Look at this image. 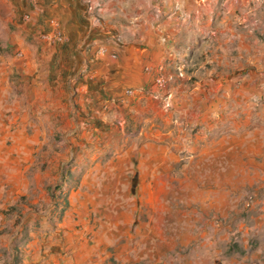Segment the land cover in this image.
<instances>
[{
    "label": "crops",
    "instance_id": "1",
    "mask_svg": "<svg viewBox=\"0 0 264 264\" xmlns=\"http://www.w3.org/2000/svg\"><path fill=\"white\" fill-rule=\"evenodd\" d=\"M120 2L119 16L140 27L133 29L138 32L135 41L145 44L127 48L122 65L136 92L126 96L123 82L115 80L104 85L112 93L99 103L100 84L92 72L89 77L85 74L91 80L85 83L77 78L56 81L54 70L44 65L47 52L37 56L22 51L21 57L3 49L9 32L18 38L29 35L18 20L9 21V8L0 0V264H198L194 247L185 255L180 253L181 246L194 244L196 226L190 220L187 225L178 220V226L166 230L141 224L130 209L79 211V120L94 122L101 117L107 130L100 132L108 136L104 147L91 146L87 149L91 156L81 158L83 169L100 171L92 182L86 174L81 185L109 181L113 187L125 188L138 182V187L155 188L147 190L155 193V201H162L166 187L176 184L178 168L197 167L210 159L212 151L219 148L216 154H220V146L224 147L221 150L234 146L236 154L243 155L246 142L252 141L247 152L264 155V97L260 91L264 83L260 77H236V84L247 78L253 86L248 90L241 85L230 94L224 77L208 76L188 83L200 71L184 72L191 69L188 58L198 42L214 47L212 42L218 40L222 48L223 23L216 29L212 24L214 14L220 16L227 5L222 0ZM217 56L209 59L206 52L210 62L221 65L226 54L220 56L221 61ZM94 59L106 65V72L120 69L108 56L97 53ZM143 65L184 69L188 76L166 90L154 86L150 94V81L140 72ZM207 70L209 74L217 71ZM112 107L122 109L118 122L141 142L121 145L127 134L115 126ZM173 122L176 126L171 127ZM72 123L76 124L69 130ZM69 135H75L76 141L70 150ZM53 137L62 140L54 146ZM242 163L236 158L235 166L242 167ZM133 166L141 173L137 176L136 172L134 180L128 176ZM124 196L132 202L136 194L130 190Z\"/></svg>",
    "mask_w": 264,
    "mask_h": 264
},
{
    "label": "rangeland",
    "instance_id": "2",
    "mask_svg": "<svg viewBox=\"0 0 264 264\" xmlns=\"http://www.w3.org/2000/svg\"><path fill=\"white\" fill-rule=\"evenodd\" d=\"M2 1L9 8V21L18 20L20 27L29 35L18 38L15 33L9 32L7 40H4L3 49L16 51L21 54V57L24 52L25 54L35 52L37 56L47 52L44 65L47 66L46 69L54 70V79H52L56 81H70L72 78H77L79 82L85 83L91 81L85 74L88 73L89 77V72H92L94 79L100 84L99 103L112 93L104 85L111 84L115 80L123 82L122 92L126 96H135L136 91L132 88V82L127 79L128 76H125L126 70L122 65L129 47L145 46V44L135 41L140 27L127 24V18L119 16L117 7L123 2L120 0ZM222 1L227 7L225 10L221 8L217 10L218 13L222 10V13L220 16L214 14L212 24L216 29L219 22L223 23L225 31L222 35L225 39L222 38V48H218V40L212 42L214 47H210L208 43L198 42V48L192 51L188 58L191 69L188 71L187 68L183 71L188 72L189 75L194 73L192 69L200 71L197 76H191L188 83L204 81L208 76L224 77L222 82L226 84H222L230 87V94L231 90L235 91L241 85L248 86V90H251L253 85L247 78L260 77L261 84L264 83V0ZM25 15H29L30 19L26 20ZM115 20L119 22L116 23ZM52 21L59 25L64 36L63 43H50L43 38L52 30ZM226 25L231 26L226 28ZM206 52L209 54V59L216 53L220 56L226 54V56H223V63L219 65L218 62H210ZM97 53L108 56L113 64L120 65V69L114 73V70L111 73L104 71L106 65H100L94 59ZM236 65L238 70L235 68ZM147 67L152 68L151 72L146 71ZM214 68L220 75L207 72V69ZM160 69L173 71L152 65H143L140 68V72L150 81L148 87L150 94H154V77ZM188 73L179 82L187 79ZM241 76L247 78L243 84H236L235 78H241ZM260 91H263L264 97V90L260 88ZM103 109L104 107H101V110ZM121 111L122 109L117 107H112L110 110L111 114L117 116L115 126H118L120 130L125 129L127 134L121 145H136L139 141L141 142V138L135 139L130 136V129L118 122ZM75 124L72 123L69 130ZM106 126L101 117L94 122L82 123L79 120L80 212L119 213L117 211L119 209H130L141 224L164 227L166 230L173 227L178 220L183 221L185 225L190 220L196 226L194 244H189L188 247L181 246V254H187V249L191 251L194 247L198 264H264V155L257 157L247 152V148L253 147L252 141L246 142L243 155H237L234 146H228L230 148L228 150H226L227 146L225 150H221L224 147L220 146V154H216L219 148L215 152L212 151L209 155L210 159L202 160L197 167L178 168L176 184L166 187L167 191L164 190L162 201H155L153 199L155 193L149 194L147 191L148 189L153 191L155 188L147 185L138 187V182H133L125 188L113 187L109 181L99 185L94 183L81 185L82 180L86 179V174L92 182L94 175L100 172L83 169L81 158L91 156L87 152L91 146H105L104 142H107L108 136L102 135L100 129L107 130ZM173 126H176L174 122L171 127ZM74 136L68 137L69 150L76 145ZM113 137L114 135L111 134L112 140ZM59 140L62 139L53 137L51 143L55 146ZM166 140L173 142V138H166ZM262 140L261 149L263 150L264 139ZM223 151L227 158L226 155H221ZM223 157L226 160L220 159ZM236 158L243 162L242 167L235 166ZM135 174L139 176L141 173L133 166L128 176L134 180ZM159 189V187L156 188L158 191ZM130 190L132 194H136L132 202H128L127 196H124ZM141 196L142 200L139 201ZM164 248L167 249L166 245Z\"/></svg>",
    "mask_w": 264,
    "mask_h": 264
},
{
    "label": "built area",
    "instance_id": "3",
    "mask_svg": "<svg viewBox=\"0 0 264 264\" xmlns=\"http://www.w3.org/2000/svg\"><path fill=\"white\" fill-rule=\"evenodd\" d=\"M24 18L26 20L30 19L29 15H25ZM52 30L50 31L49 34L44 35L43 38L47 40L48 42L52 43H63L64 41V36L62 34V31L59 27V25L55 24L52 21ZM152 68L147 67L146 71L151 72ZM158 71V74L155 75L154 77V84L157 89L159 90H166L169 88L171 85L177 84L179 80L184 79L185 74L183 70H177V71ZM128 93L130 91H127Z\"/></svg>",
    "mask_w": 264,
    "mask_h": 264
}]
</instances>
